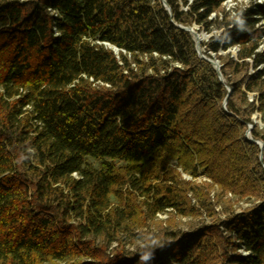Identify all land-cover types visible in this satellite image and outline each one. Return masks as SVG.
<instances>
[{"label":"trees","instance_id":"1","mask_svg":"<svg viewBox=\"0 0 264 264\" xmlns=\"http://www.w3.org/2000/svg\"><path fill=\"white\" fill-rule=\"evenodd\" d=\"M165 1L0 0V264H264V0Z\"/></svg>","mask_w":264,"mask_h":264},{"label":"rangeland","instance_id":"2","mask_svg":"<svg viewBox=\"0 0 264 264\" xmlns=\"http://www.w3.org/2000/svg\"><path fill=\"white\" fill-rule=\"evenodd\" d=\"M229 3H233V5H230L232 7L226 8L225 4V9L226 10H230L233 9L234 6H238V7H242L245 6L246 4L249 3V0H231L228 1L226 5H229ZM192 25H194V30H196L197 32H200L201 35L205 34V35H209L211 32L214 33H220L221 30L218 29H213L210 32L205 31L199 24L192 22ZM203 33V34H202ZM213 33V34H214ZM208 37H202V39H200L199 41V51L198 54L201 55H205L203 54V46L201 45L202 42L207 41ZM261 46L264 47V36L261 42ZM235 49L234 47L230 48L229 50H219V54H221L222 56H225L227 54H229V56H232L233 58H237V50L236 52H234ZM211 58L215 59L217 61V63L219 64V66L221 65V59L217 58L214 54L211 55ZM264 65V63L262 64ZM249 71L252 72V68H249ZM252 93H249V97L250 99L252 98ZM251 119L253 122H258V124L262 127L264 126V122L261 121L259 119V114L258 112H254L251 116ZM86 162H88L89 164H92L94 167H100L101 165V160L99 159H94L92 157H87L86 158ZM172 167L175 168L177 171H179L181 173V177L183 179H186L187 181H190L192 184H198L200 185L199 188L197 189V194L198 196H202L204 194V192H206V188L203 185V181L205 180V178H200V177H196L193 178L191 175H189L188 173H185L181 167L179 165H177L176 163L172 164ZM217 189V185H214L211 187V190L209 191V196L212 202H214V195ZM191 199V204H194V206L199 207V203L195 200V198L191 197V192H188L187 194ZM138 198H142V197H138ZM224 199H231L232 202V209H234L236 212L241 211L243 208L248 207L252 204H254L255 202H258V199H256L255 197H244L242 199H237L238 196L234 195L231 192H228L226 194L223 195ZM113 202L115 201V198H112ZM201 210V214H199L198 216H193L191 214L188 215H183L181 213H179L176 209H171V208H166L163 211H159L157 212L153 218L148 219L147 225L144 226V231L145 232H154V233H158V232H162L165 229L168 230H180V231H191L193 229L194 226H197L201 223H205L208 224L212 221L211 216H208L205 210H202L201 207H199ZM213 209L215 210V212H217V217H224V213H223V206H221L220 204H213ZM216 218V217H215ZM240 251L243 253L245 252L244 250L240 249Z\"/></svg>","mask_w":264,"mask_h":264},{"label":"water","instance_id":"3","mask_svg":"<svg viewBox=\"0 0 264 264\" xmlns=\"http://www.w3.org/2000/svg\"><path fill=\"white\" fill-rule=\"evenodd\" d=\"M163 1V3H164V5H166V7L169 9V7H168V5H167V3H166V1L165 0H162ZM182 28H184V29H186L190 34H191V36H192V38L194 39V41H195V47H196V50L197 51H199V47H198V43H199V41L200 40H196L195 39V37H194V25H191V26H181ZM214 32H211L209 35H205V34H203L202 35V37H208V36H211L212 34H213ZM113 50L115 51V52H117V48H113ZM221 50V49H220ZM234 52H236V50L234 51ZM201 57H203V58H205L206 60H208L215 68H216V70H217V73H218V75L220 76V78H221V72H220V66H219V64L217 63V61L215 60V59H213V58H211V57H208V56H206V55H201ZM228 88V94H229V92H230V88L229 87H227ZM223 103H225V99H224V101H223ZM252 127V124L251 123H249V128L246 130V134H249V131H250V128ZM247 137H249V136H247ZM250 138V137H249ZM255 142L256 143H258L261 147H262V142L261 141H257V140H255ZM262 156L260 155V158H261Z\"/></svg>","mask_w":264,"mask_h":264},{"label":"built area","instance_id":"4","mask_svg":"<svg viewBox=\"0 0 264 264\" xmlns=\"http://www.w3.org/2000/svg\"><path fill=\"white\" fill-rule=\"evenodd\" d=\"M228 1H231V0H225V1L223 2V5L225 4L226 8L229 9V7H232V6H230V5H233V3H232V4L229 3V5H226ZM253 1H256V2H262V0H253ZM262 23L264 24V19H262ZM260 48H262L261 45H260ZM234 49L237 50L236 46H234ZM228 50H229V49H228ZM243 253H246V252H243Z\"/></svg>","mask_w":264,"mask_h":264},{"label":"bare ground","instance_id":"5","mask_svg":"<svg viewBox=\"0 0 264 264\" xmlns=\"http://www.w3.org/2000/svg\"><path fill=\"white\" fill-rule=\"evenodd\" d=\"M194 37L196 40H200L202 39V35L200 34V32H197L196 30H194Z\"/></svg>","mask_w":264,"mask_h":264}]
</instances>
